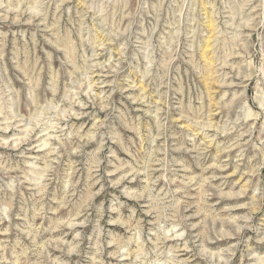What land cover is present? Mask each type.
Instances as JSON below:
<instances>
[{
	"label": "rangeland",
	"instance_id": "374dc122",
	"mask_svg": "<svg viewBox=\"0 0 264 264\" xmlns=\"http://www.w3.org/2000/svg\"><path fill=\"white\" fill-rule=\"evenodd\" d=\"M0 264H264V0H0Z\"/></svg>",
	"mask_w": 264,
	"mask_h": 264
},
{
	"label": "bare ground",
	"instance_id": "6f19581e",
	"mask_svg": "<svg viewBox=\"0 0 264 264\" xmlns=\"http://www.w3.org/2000/svg\"><path fill=\"white\" fill-rule=\"evenodd\" d=\"M101 67V66H100ZM94 85V84H93ZM81 104V103H80ZM6 129V128H5ZM19 142V141H18Z\"/></svg>",
	"mask_w": 264,
	"mask_h": 264
}]
</instances>
